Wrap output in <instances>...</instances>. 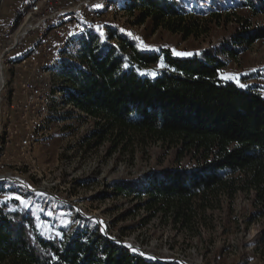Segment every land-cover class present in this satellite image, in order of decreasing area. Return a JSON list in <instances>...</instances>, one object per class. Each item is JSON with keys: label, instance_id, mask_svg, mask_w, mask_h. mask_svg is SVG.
Instances as JSON below:
<instances>
[{"label": "rangeland", "instance_id": "obj_1", "mask_svg": "<svg viewBox=\"0 0 264 264\" xmlns=\"http://www.w3.org/2000/svg\"><path fill=\"white\" fill-rule=\"evenodd\" d=\"M99 1L88 5L84 19L85 5H82L79 14L76 13L79 24L53 36L62 28L77 24L71 19L57 20L56 29L45 41L48 49L43 59L51 58L54 68L42 75L46 69L37 67L34 76L49 94L61 89L60 68L75 60L73 39L88 30H94L102 41L110 44L117 45L118 36L122 35L143 50L168 48L172 53L176 50L195 54L220 46L223 36L246 16L245 9L232 7L230 0H179L182 15L187 22L193 21L187 33L178 27L177 20H163L154 27L147 22L138 23L139 9L130 5L134 0ZM21 2L5 0L0 15L7 14L16 4L19 7ZM27 3H23L24 8ZM96 4L100 7H95ZM98 14L103 15L99 26L95 23ZM257 21L254 18L251 22ZM64 40L69 41V46L58 49ZM36 44L31 40L27 47L34 48ZM159 65L145 68V74L161 70L163 67ZM222 73L239 74L240 83L264 92V39L255 40L236 57H228ZM5 77L2 126L7 124L5 114L11 111L17 81L12 68L5 69ZM45 102V107L37 106V114L27 115L31 140L28 155L0 158L6 164L0 174L19 178L31 189L40 190L31 191L15 180L2 179L0 216L11 209H28L43 235L57 234L63 238L80 226L92 229L96 226L102 234L95 219L84 217L97 216L112 238L163 259L179 258L188 264H264V242L260 237L264 218L250 219L253 211L250 193L214 192L195 199L191 226L175 227L170 213L158 210L151 213L134 198L117 194L113 184L141 178L153 169L193 166L192 158L184 155V151L177 152L176 141L110 127L105 121L74 109L61 95L49 97ZM44 108L48 110L43 112ZM4 142L0 140V157L9 149ZM17 196L23 200L16 199Z\"/></svg>", "mask_w": 264, "mask_h": 264}, {"label": "trees", "instance_id": "obj_2", "mask_svg": "<svg viewBox=\"0 0 264 264\" xmlns=\"http://www.w3.org/2000/svg\"><path fill=\"white\" fill-rule=\"evenodd\" d=\"M230 1L246 16L218 47L181 57L168 48L143 50L122 35L117 45L110 44L88 30L75 36V60L59 72L61 90L74 109L110 127L176 141L177 152L194 160L191 167L153 169L113 184L117 194L134 198L151 213H170L178 228L193 223V201L214 192L250 193V219L264 218V92L221 78L228 57L264 39V0ZM130 5L139 9L140 24L177 20L187 33L193 24L182 15L179 0H134ZM161 63L165 66L154 75L145 74V68ZM260 237L264 242V231ZM3 262L167 264L112 243L96 226H80L65 238L43 235L25 208L0 216Z\"/></svg>", "mask_w": 264, "mask_h": 264}, {"label": "built area", "instance_id": "obj_3", "mask_svg": "<svg viewBox=\"0 0 264 264\" xmlns=\"http://www.w3.org/2000/svg\"><path fill=\"white\" fill-rule=\"evenodd\" d=\"M99 0H78L73 2H68L66 0H45L39 8L34 12H30L21 25H16V30L13 33H5V26L7 22V15L9 13H14L17 8L10 9L7 14L0 15V81L1 77V60L3 56L15 52L18 49H23L27 46L32 38L33 34L39 31L44 25L50 22L54 18V14L57 10H74L78 4H85V12H83V19L85 14H87L88 5L91 3H97ZM5 0H3V3ZM26 1H24L25 3ZM3 5V4H2ZM2 9V8H1ZM0 9V11H1ZM6 9V11L8 10ZM99 15V14H98ZM97 15V17H98ZM103 15L95 17V23L101 25L99 20H102ZM88 19V17H85ZM92 20V19H89ZM76 24H71L70 26L64 27L58 32L53 34H62L63 29H71V27ZM62 32V33H61ZM52 36L50 37L51 40ZM49 40V42H50ZM48 42V43H49ZM45 48L40 54L34 56L33 60H25V62H20V81L15 83V93H19L20 102H15L14 112L12 114V129L10 130L9 136V149H6L0 158H15V156H27L25 152V142L28 136V125H27V111H35L37 114V107H30V100H36L32 96H28V91H26V84L29 80H33L34 75L37 71V63L39 60L43 59L46 51ZM1 96V93H0ZM37 101V106H38ZM2 177V176H0Z\"/></svg>", "mask_w": 264, "mask_h": 264}, {"label": "bare ground", "instance_id": "obj_4", "mask_svg": "<svg viewBox=\"0 0 264 264\" xmlns=\"http://www.w3.org/2000/svg\"><path fill=\"white\" fill-rule=\"evenodd\" d=\"M21 1H22L21 2L22 4H20V6L15 9L14 16L7 19L6 26H5V33H13V31L16 30V25H21L22 22L27 17V15L30 12H34L37 8L42 6V4L45 0H32V1L31 0L30 1L29 0H21ZM24 1H26L25 3L28 2L26 4L25 8L23 6ZM101 4H103V3H101ZM82 5L84 6L85 4H78V7H76V11H74V10H57L54 14V18L51 19L49 23H47L42 28H40L38 32L33 34L32 40L35 43H37L34 48H31V47L29 48V47L25 46L23 49H21V51H19V49H18L13 53H10L8 55L3 56L2 60H1V77H2V79L0 81V93H1V96H0V140H2V139L5 140V142H4L5 146H7L9 144L10 130L12 129V124H10V122L12 121V114L14 112V104H15V102H20L19 93H15V91H13L12 94H13L14 100L11 102V105H10L11 111L7 112L5 114V116L7 118V124L5 126H2L1 121L3 119V110H2V103L1 102L3 101V97L6 96V88H7L5 69L6 68H12L13 76L17 78V81H20V62H25V60L33 59L34 55L36 56L40 51H42V50H40V48L42 46L44 47L43 50L45 49V46H46L45 41L49 38L51 32L54 31V29H56L54 26H55L57 20H60V22H61L64 19H71L73 22L77 23L76 15L79 14L77 12H78V9H81ZM10 14L12 15V13H10ZM70 24H71V22H70ZM78 24L79 23H77L76 25H78ZM65 26H66V23H65ZM58 28H60V27H57V29ZM80 29H81V27H80ZM76 30H78V29H76ZM69 44L70 43L68 40H64L63 42H61V45L59 46L58 49H65V48H67V45L69 46ZM29 52H30V54H28ZM50 60H51V58H49L47 60L42 59V60L38 61L37 67H39V69H41V67L46 69L43 73H41L42 75L48 74L49 72L52 71V68H54V66H52L53 64L51 63ZM39 81H40L39 78L34 76V78L32 80V82H34V83L28 81L26 84V91H28V96H32L33 98L36 99V100H30V107H37V101L39 102L38 106L43 104L42 106L45 107L46 106L45 101L48 100L49 97L51 98V97H56L57 95H61V96H64V98H65V93L63 92V90H61V89L56 90V92H57L56 94H52V93L49 94L48 91L46 90V88L44 87V85L40 83L41 81L40 82ZM47 110L48 109L44 108L43 112H45ZM28 112L34 113L35 111H27V115H28ZM32 115H34V114H32ZM8 119L10 120V122L8 121ZM30 150H31V140L29 137H26V142H25L26 155H28ZM24 157H26V156H24ZM6 159H8V158H6ZM2 168H6V164L5 163L3 164L0 161V169H2ZM0 176L6 177L5 174H0ZM7 177H9V175ZM4 179H6V178H4Z\"/></svg>", "mask_w": 264, "mask_h": 264}, {"label": "water", "instance_id": "obj_5", "mask_svg": "<svg viewBox=\"0 0 264 264\" xmlns=\"http://www.w3.org/2000/svg\"><path fill=\"white\" fill-rule=\"evenodd\" d=\"M2 2L3 0H0V8H1V5H2ZM4 178H8V179H11V180H15L17 182H19L20 184H23L28 190H31V191H39L40 189H31L27 184H25L21 179L19 178H13V177H0V181ZM55 196V195H54ZM63 202H66L65 200H62ZM78 210V209H77ZM85 218L87 219H95L98 224L100 225L101 229L103 228L104 230L101 231L102 234L108 239L110 240L112 243H116V244H119L121 245L122 247L126 248V249H136V253H138L139 255H142L150 260H153V261H156V262H159V263H167V264H174V263H178V264H188L186 261L182 260V259H179V258H173L171 260H167V259H163L161 257H158L157 255L155 254H152V253H149V252H145L143 251L141 248H139L138 246H134V245H131V244H128L122 240H119V239H113L106 231V228L102 225L101 223V220L100 218H98L97 216H88V215H84ZM128 245H131V247H128ZM133 251V250H132ZM154 257V258H153Z\"/></svg>", "mask_w": 264, "mask_h": 264}, {"label": "snow or ice", "instance_id": "obj_6", "mask_svg": "<svg viewBox=\"0 0 264 264\" xmlns=\"http://www.w3.org/2000/svg\"><path fill=\"white\" fill-rule=\"evenodd\" d=\"M95 7H100V5H94ZM121 31H123V29H121ZM145 47H147V46H145ZM173 54L174 55H177V56H191V55H193V53H190V52H178V51H176V50H173ZM165 65L163 64V63H161L160 65H159V67H164ZM125 67H127V65H125ZM153 75L155 74V72H153L152 73ZM221 78L222 79H225V80H234L237 84H238V86H240V87H247V85H245V84H242V83H240V81H239V74H231V73H222L221 74ZM16 199H21V200H23V198L22 197H19V196H17L16 197ZM26 203V202H25ZM27 206V205H26ZM102 223V222H101ZM104 229L102 228L101 229V231H103ZM114 239V238H113ZM128 247H131V245H128ZM133 251H136V249H132ZM154 258V257H153Z\"/></svg>", "mask_w": 264, "mask_h": 264}, {"label": "crops", "instance_id": "obj_7", "mask_svg": "<svg viewBox=\"0 0 264 264\" xmlns=\"http://www.w3.org/2000/svg\"><path fill=\"white\" fill-rule=\"evenodd\" d=\"M8 18H11V14H10V13L7 15V19H8Z\"/></svg>", "mask_w": 264, "mask_h": 264}]
</instances>
